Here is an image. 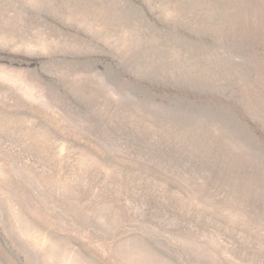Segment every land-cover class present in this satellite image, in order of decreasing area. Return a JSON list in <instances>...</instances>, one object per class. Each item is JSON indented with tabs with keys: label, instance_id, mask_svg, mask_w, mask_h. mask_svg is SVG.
<instances>
[{
	"label": "rangeland",
	"instance_id": "rangeland-1",
	"mask_svg": "<svg viewBox=\"0 0 264 264\" xmlns=\"http://www.w3.org/2000/svg\"><path fill=\"white\" fill-rule=\"evenodd\" d=\"M0 264H264V0H0Z\"/></svg>",
	"mask_w": 264,
	"mask_h": 264
}]
</instances>
